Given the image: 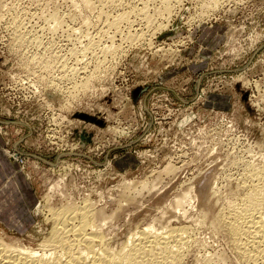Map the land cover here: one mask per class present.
<instances>
[{
    "label": "rangeland",
    "instance_id": "obj_1",
    "mask_svg": "<svg viewBox=\"0 0 264 264\" xmlns=\"http://www.w3.org/2000/svg\"><path fill=\"white\" fill-rule=\"evenodd\" d=\"M114 1L0 0V131L40 191L30 229L0 224V235L40 248L55 225L49 209L85 201L118 212L113 246L176 226L191 239L179 264H264L237 252L221 216L244 192V168L264 165V0H173L161 16L160 0ZM143 3L150 26L138 11L106 25ZM89 38L117 50L98 58ZM188 191L184 215L175 199Z\"/></svg>",
    "mask_w": 264,
    "mask_h": 264
},
{
    "label": "bare ground",
    "instance_id": "obj_2",
    "mask_svg": "<svg viewBox=\"0 0 264 264\" xmlns=\"http://www.w3.org/2000/svg\"><path fill=\"white\" fill-rule=\"evenodd\" d=\"M99 1L103 2L104 0H99ZM131 1H133V0H131ZM160 1H161V5H159V7H155L156 9H155L154 13L155 14L157 13L159 15L163 14V13H165V14L171 13L170 11L173 9V7L171 6L173 4L172 3L173 0H160ZM155 2H156V0H155ZM82 3H83V5H85V7H89V9L95 7V0H82ZM114 3H115V1H114ZM146 4H144L142 7H137L138 10H136L135 5H134V8H131L127 11L123 10V8H122L121 9L122 12L117 14V16H115V17L113 16L114 17L113 19L110 20V19L106 18L108 20V23L106 25L107 26L109 25L110 27H115V29L120 28L119 26H120L121 22H124L126 20H130L129 18H130V14H132L131 13L132 11L133 12L138 11V12H141L142 14L146 15V17L144 19L147 20V23L150 26L151 24H153V20H154L155 15H149L148 14L149 13L148 10L151 7L149 8V6H148L149 3L147 5ZM78 5H80V4H78ZM103 6H104V3H103ZM119 6H120V4H119ZM96 8H94V10ZM118 9H120V8H118ZM104 12H102V13H104ZM105 15H107V14H105ZM53 17L54 18L57 17V14L53 15ZM55 20H57L56 22H58L59 25L62 22L60 18L59 19L55 18ZM105 22H103V23H105ZM85 26H87V28L89 27V25H85ZM102 26L104 27V25H102ZM15 27H17V26H15ZM55 29H56V24H55ZM102 30L103 29L100 30L101 33H102ZM120 30H122V29H120ZM115 31H117V30H115ZM129 35H131V36H129ZM132 35L133 34L129 33L126 36H129L128 38H130L131 40H134L133 38H131ZM138 36L140 37V35H138ZM91 38H89V42L86 46L87 50L90 47L91 48H98L100 45L99 43H101L100 40L102 38L101 39L98 38L99 41H95V42L93 40H90ZM126 39H127V37L125 38V40ZM111 40H112V38H111ZM102 45H104V44H102ZM91 48H90V50H91ZM116 50H117V46H115L113 42L110 45L107 44L106 46H103V47L100 46V49H99L100 53H98L100 55L98 56V58H101V55L104 56L105 52H106V54L111 53V52L113 53ZM94 53H96V52H94ZM98 54H96V55H98ZM113 57H114V55H113ZM49 61H52V60H49ZM78 62L80 63V61H78ZM98 68H97V70H98ZM64 70H66V69H64ZM67 72H69V73H67ZM67 72L66 73L68 76L72 73L73 74L77 73V71H75L73 68L70 71L68 70ZM92 74H93V72H92ZM87 79H88V82L82 83L83 80L80 82L82 88H85V87L88 88V85L93 83V81L91 82L89 78H86V80ZM78 85L79 84H77L76 86H78ZM79 87H80V85H79ZM86 91H88V90H86ZM256 165H258V163ZM245 167H246V165H245ZM257 167L252 166V165L250 166V169L243 167L244 172H242L241 175H244L245 177L243 178V182H242L243 185H241V184H239V185L242 186V187L240 186L241 187L240 189H242L244 192L242 193V191L240 190L242 194L239 197H237L236 199H233V200L229 199L227 201V204L223 206L224 212L221 214V216L223 218V219L221 218L222 221L225 222V226L228 228L229 232L231 233V235H229L231 237H229V238H232V241L234 242V244L236 246V247L235 246L234 247L237 248L236 249L237 252L239 251L244 256V258H246L248 261H250V260L255 261L256 259H262L264 261V165L262 167H258V168ZM138 185H140V184H138ZM214 185H215V183H214ZM155 186H156V180H153L150 182L144 181L141 184L140 190L144 191L147 189V190L151 191L150 189L151 188L153 189V187L155 188ZM215 188H216L215 189L216 191L219 189V187H217V186ZM136 189H138V188L136 187ZM188 189H190V187ZM213 189L214 188H212V190ZM238 189L236 191H238ZM133 190H135V189H133ZM131 193H134V192H131ZM137 193L142 194L143 192L142 193L137 192ZM190 193L191 192L188 191V192L183 193V194L181 193V195H179L178 197L176 196L177 198L175 199V207L177 209L179 208L180 210L183 209L181 211L182 212L181 214H184V212H183L184 208L183 207L191 199L192 194H190ZM194 198H196V196ZM127 199H131V197L129 196V197H127ZM190 202H193V200ZM81 203H83V202H81ZM175 207H173V208H175ZM96 208H99V207H95V205L91 204L90 202L85 203V201H84L83 205H75V203H74V205H72V204L67 205L66 204L60 208H50L49 210H50L51 219L52 218L54 219L55 225L51 229L49 237L48 238L44 237V239L45 238L46 239L43 242H41L40 248H32L29 246H22L20 244H15L13 242H9L3 236L0 235V264H179L181 262V260L183 259L182 256H183L184 252L186 251V250H184V247L186 246V244H189L188 240H191V239H186V237L184 235V230H185L184 227L180 228V227L175 226V227L169 228L166 226V225H170L169 222H167L168 224L165 225V227H167V229L162 230V231H158L159 228L157 227L158 229H156L153 225H149V227H147L146 229L144 228L143 230H136L135 229L136 231H134L130 234V237L127 241H125L123 244H121V246L116 247L117 244H115L116 246H113L110 243V241H112V239L108 238V236L106 234V233H108V231L106 232V229L109 227L108 225H110L112 222V221L110 222V220H113V218H115L114 215L118 214V212L116 213L114 211V213L111 212V214H106L105 213L106 210L104 208L103 209H101V208L96 209ZM171 208H172V206L170 207V209ZM118 210H119V208H118ZM186 210L187 209H185V213L187 212ZM220 211H223V209ZM177 213H180V212H177ZM219 213H221V212H219ZM219 213L218 214L216 213V215L220 216ZM161 215H163V214H161ZM175 215H176V210H175ZM175 215L173 214L174 217H176ZM180 216H182V215H180ZM178 217L179 216H177V218ZM183 217H185V216H183ZM204 217H205V215H204ZM215 220H218V219H215ZM159 221H161V219ZM222 221H220V223ZM217 222L218 221H216L215 224H217ZM108 223H110V224H108ZM220 223H218L219 227H220ZM219 227L218 228L215 227L216 230L219 229ZM162 229H164V227ZM220 230H221V228H220ZM185 232H187V228H186ZM215 232H217V231H215ZM222 256H224V255H222ZM220 258L221 257H219V259ZM222 258H224V257H222ZM262 260L260 262H262ZM255 262L258 263V261H255Z\"/></svg>",
    "mask_w": 264,
    "mask_h": 264
},
{
    "label": "crops",
    "instance_id": "obj_3",
    "mask_svg": "<svg viewBox=\"0 0 264 264\" xmlns=\"http://www.w3.org/2000/svg\"><path fill=\"white\" fill-rule=\"evenodd\" d=\"M6 146L7 139L0 131V224L8 230H29L40 191L21 163L9 156Z\"/></svg>",
    "mask_w": 264,
    "mask_h": 264
}]
</instances>
